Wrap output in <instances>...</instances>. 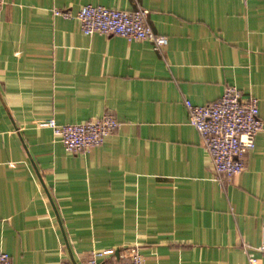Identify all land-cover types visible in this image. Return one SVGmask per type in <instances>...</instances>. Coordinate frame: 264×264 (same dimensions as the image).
Instances as JSON below:
<instances>
[{"label":"crops","instance_id":"crops-1","mask_svg":"<svg viewBox=\"0 0 264 264\" xmlns=\"http://www.w3.org/2000/svg\"><path fill=\"white\" fill-rule=\"evenodd\" d=\"M144 9L166 44L79 30L82 4ZM233 85L263 127L243 170L215 178L183 101ZM112 113L100 145L64 150L47 118ZM264 238V0H3L0 5V249L9 264H250Z\"/></svg>","mask_w":264,"mask_h":264},{"label":"built area","instance_id":"built-area-1","mask_svg":"<svg viewBox=\"0 0 264 264\" xmlns=\"http://www.w3.org/2000/svg\"><path fill=\"white\" fill-rule=\"evenodd\" d=\"M3 0H0V5ZM64 17H75L79 30L84 35L94 33L115 35L131 40H146L153 49L166 44L163 34L154 33L145 23L144 9H117L99 4H82L72 15L67 11H57ZM257 98L253 95L242 96L233 85L224 86L215 100L205 104L183 101L187 111V123L192 126L206 151L215 178L228 181L244 168V154L254 145L255 135L263 127L258 116ZM45 125L64 150L83 151L91 146L100 145L104 137L114 132L120 122L110 112L81 122L58 123L47 118ZM256 250L264 252V238ZM111 248L94 251L84 264H142V257L134 246H127L117 252L111 261H98L97 257L112 254ZM247 260L254 264L256 259L248 253ZM0 264H9L7 252L0 249ZM58 264H69L62 260Z\"/></svg>","mask_w":264,"mask_h":264}]
</instances>
